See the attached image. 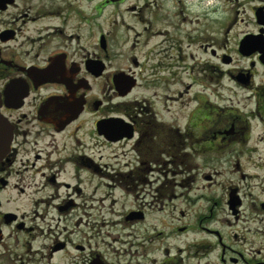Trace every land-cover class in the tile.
I'll list each match as a JSON object with an SVG mask.
<instances>
[{
  "label": "flooded vegetation",
  "instance_id": "obj_1",
  "mask_svg": "<svg viewBox=\"0 0 264 264\" xmlns=\"http://www.w3.org/2000/svg\"><path fill=\"white\" fill-rule=\"evenodd\" d=\"M233 3L178 77L158 0H0V264H264V0Z\"/></svg>",
  "mask_w": 264,
  "mask_h": 264
},
{
  "label": "rangeland",
  "instance_id": "obj_2",
  "mask_svg": "<svg viewBox=\"0 0 264 264\" xmlns=\"http://www.w3.org/2000/svg\"><path fill=\"white\" fill-rule=\"evenodd\" d=\"M158 6L170 12V21L172 23L170 32L174 40H180L178 41V44L182 49L181 54H179L180 58L177 53V46H174V48H172L169 53V63L172 65L173 70L178 72V77L181 74V66L188 65V68L189 66L195 65V59L198 56L196 41L199 33L203 30V24L207 22L205 14L211 12L212 10H216L217 12L212 16L224 18V10L226 8L230 7L231 10L235 9L233 0H158ZM124 17L125 21L124 25L122 26L123 33L125 35H132L133 32L137 31L138 26L136 23H134V19L132 18L131 14L125 13ZM240 17L248 20V11H246V14ZM251 28L252 27L250 25L246 24V21L239 22L233 29V35L250 30ZM183 34L184 43H182ZM93 42H96V38H94ZM190 54L194 56V60L190 58ZM177 65L178 68H176ZM185 75L186 73L184 71V80ZM195 75L196 73L193 74V76ZM199 89V87H195V90L192 89L188 95L184 94V117H186L188 114L186 101L192 92H195ZM224 94H226L225 91ZM225 97H227V95H225ZM176 110V103H173L171 108L172 113L174 114Z\"/></svg>",
  "mask_w": 264,
  "mask_h": 264
},
{
  "label": "water",
  "instance_id": "obj_3",
  "mask_svg": "<svg viewBox=\"0 0 264 264\" xmlns=\"http://www.w3.org/2000/svg\"><path fill=\"white\" fill-rule=\"evenodd\" d=\"M247 40L248 37L244 38V40L241 43V46L244 47ZM10 139H11V128L0 113V155L5 154V152L7 151Z\"/></svg>",
  "mask_w": 264,
  "mask_h": 264
}]
</instances>
